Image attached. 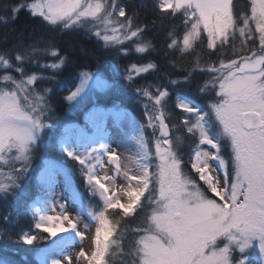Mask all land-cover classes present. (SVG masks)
<instances>
[{
  "label": "snow or ice",
  "instance_id": "6c2138e0",
  "mask_svg": "<svg viewBox=\"0 0 264 264\" xmlns=\"http://www.w3.org/2000/svg\"><path fill=\"white\" fill-rule=\"evenodd\" d=\"M116 5L117 0H43L33 14L47 23L91 21L105 42L136 41L138 54L154 51V43L144 39L147 25L141 27L135 23V12L129 15L127 8ZM153 7L162 18L182 17V37L173 25L164 46L181 58L195 53V59L184 69L186 74L171 83H187L193 75L203 74L197 91L207 102L204 109L177 103L184 113L179 125L189 136H196L197 144H207L213 151L194 153L189 163L196 176L192 179L174 147L172 131L179 125L168 122L171 113L165 116L168 89L144 90L143 97L154 101L151 112H146L147 126L159 135L146 156L131 160L134 168L122 162L116 151H109L107 161L96 165L104 171L102 176L96 169L89 170L94 174L86 179L97 190L103 208L95 217L90 252L82 247L67 264L81 260L85 264H112L116 249L130 258V264H248L244 253L254 241L264 256V0H249L248 10L239 15L234 0H154ZM198 46L207 50V60L196 52ZM226 46L231 52L227 60ZM155 68L151 61L133 64L130 78L134 79L132 73L139 76ZM34 100L23 89L0 91V153L23 151L31 140V128L40 127V100ZM212 160L217 162L218 171L209 163ZM105 163L110 166L107 170ZM120 178L126 186L117 191ZM208 192L222 202L210 198ZM110 215L120 216L124 223L110 220ZM137 217L141 221L138 226L124 227ZM41 219L43 223L36 227L50 235L74 227L67 215ZM118 224L123 231L118 230ZM126 233L131 236L127 246ZM78 235L84 239V234ZM221 238L227 240L222 246ZM33 239L24 237L26 243ZM233 251L241 254L236 260L232 259Z\"/></svg>",
  "mask_w": 264,
  "mask_h": 264
},
{
  "label": "rangeland",
  "instance_id": "374dc122",
  "mask_svg": "<svg viewBox=\"0 0 264 264\" xmlns=\"http://www.w3.org/2000/svg\"><path fill=\"white\" fill-rule=\"evenodd\" d=\"M27 3L28 9L33 14L36 10V6L41 5L43 3V0H31ZM20 5H22V2L20 3ZM116 6L117 8L121 7L120 0H117ZM247 10L248 8H241V6L239 5L235 7V11L236 13L238 12V15ZM49 24L55 26L59 25L64 30L83 29L86 33H90L93 37L101 41L104 46L108 47L109 51L115 52L118 47L123 45L134 48V44L136 43V41H125L123 44H117L115 42H105L101 38V36L96 34L98 30L97 24L87 20L71 25H69L68 22L64 20ZM99 31L103 32L104 30L99 29ZM108 34H111L110 29ZM182 34L183 31L181 33V37ZM237 40L240 41L238 34ZM126 51L127 50H125V53H121V56L123 58L129 57V52ZM133 52L140 57L142 56V54H138L135 51V48ZM136 64L142 65L141 63ZM117 71L118 70L114 68L111 77H108V74L105 75L97 72H81L75 77V79L73 78L76 83L72 88L68 87L71 90L69 91V95L66 99L65 105L66 111L70 112L72 118L68 119V121H65L59 129H57L58 124L56 123L57 118L54 115V110L51 108V105L47 100V97L50 96L49 91H29L28 86L30 84L24 85L23 83L20 84V86L13 85L11 89H1V91H18L20 89H23L24 92L32 96L33 103H35L34 99L39 98L40 127L38 129L35 127L31 128V140L28 142L23 151L17 149L6 150L5 152L0 153V209L2 210V212H5L7 216H11L12 209L16 220L20 219V216H23L24 212L25 214L29 213V217L33 216L35 218L34 228L41 232L37 234L38 238H44L46 244L44 243V245H42L41 247L33 250L31 246L34 239L31 243H26L24 237L36 238L35 234L31 231L23 232L18 238H21L25 242L26 247H21V251L18 254H12L8 251H4V253L0 254V264H30L26 259V256H28L29 259H32L33 257L37 264H55L53 263V261L52 263H47L45 261V257L48 256L51 247L55 243H57L58 241L62 242L70 240V237L73 236V234L71 233L72 228L68 229L67 231L57 232L54 235H50L49 233L43 232L41 229H38L36 225L43 223V220L41 219L42 217L53 214L60 215V212L63 209L61 203L64 202L65 197H68V216L76 217L74 219L73 225L76 226V224H78L80 220L79 218H82L88 221V225L85 230L87 232L86 234H88L89 231L92 230V228L95 229V217L102 210L103 202L97 190L92 184L87 181L86 177L89 174H94L89 170L96 169V165L101 164L102 159L104 158V143L102 141L105 137L101 138V140V134H108L110 136H113L115 140H118L120 137H122V132L128 130V143L136 145L135 147L137 149V154H135L134 156L130 155V160L127 162L128 167L132 166V157L142 158L146 156L148 151L151 149L152 142L154 143V139L157 138L156 135H159V133H156L155 128H148L146 112H151L152 104L154 103V101H149L147 98L143 97L145 98V101H142L139 104L141 116L145 123L139 122L136 117L133 116L129 110H126L123 106H121L120 103L106 101V97H109L112 89L114 88V83H112L113 80L122 77V75L117 73ZM149 72L141 75L148 74ZM132 75L133 77H137L136 73H132ZM34 80L35 78L32 79V81ZM152 91L155 92L156 88ZM141 96H143L142 92ZM22 99L23 98L21 96V100ZM201 99H204L203 101L207 102V97L201 95ZM166 100L167 101L165 107L167 111H165V116H169L170 113L172 115L174 109L177 111L175 115L176 118L173 116L168 121L170 124L176 123L177 125H179V121L184 115V113L180 112V110L176 107L177 103L187 102L195 107L204 109L203 105L201 106L199 103L182 93H178L175 96V107L168 101V97L166 98ZM105 114L113 115L110 126L111 128H103L102 123L105 117L103 115ZM145 129H147V133ZM172 134L174 139V147L177 154L181 149V151L183 152V156L186 159L188 158V153L192 161L194 159V153L197 151L207 150L209 153L213 151L207 144H197L196 136H189L186 132H184V126L182 125H179L176 130L173 129ZM213 134L215 135V133ZM175 135H179L180 138L175 139ZM43 136H46V143L45 141H43ZM79 136L83 137L82 142L78 140ZM217 139L220 138L217 136ZM220 143L222 145L226 144V140L220 139ZM54 145H56L57 150L63 154L62 156L65 155L66 160L71 162L70 165L65 161H60L48 155L46 149L52 148L54 147ZM226 150L230 151V149H225V151ZM126 152L129 151L126 150ZM69 153H71V155H69ZM77 157H79L80 160L85 161V163H80ZM189 163L190 162L188 161L184 162L183 168L186 169L187 167L190 173H192L191 169L188 167ZM209 163L216 171L219 170V166L215 160H212ZM105 166L110 167L109 165H107V163H105ZM46 170H48V172L50 171L56 178H58L59 187L57 190H49V188L44 187L40 175L43 171ZM103 174L104 172H102L100 175ZM192 174L195 176L194 173ZM75 177H77L78 181ZM123 182L125 183L124 180L122 181V183ZM76 183H79L81 185L80 190H77L75 186ZM119 190L120 189L117 188V191ZM33 192L34 194L31 197L32 200L29 202L25 211L21 210V207H23L22 203H20L22 198L26 199L28 193ZM8 198L12 199L13 204L8 201ZM210 198H214L217 199L218 202H222L219 201L218 197L213 196ZM43 199L46 203L49 204V209L43 208ZM121 199L122 202H126V197L122 196ZM14 204L15 206H13ZM18 204H20L19 209L16 208ZM71 211H73V213H71ZM27 216L24 218H27ZM115 216L116 215H110L109 219L117 221V219L114 218ZM134 219L135 218L130 219L128 223L124 224V227L131 229L132 227L138 226L136 222L135 225L132 223V220ZM117 228L118 230L123 231V229L120 228L119 224L117 225ZM130 238V234L126 233V237L124 240V243L126 245L128 239ZM72 241L78 242V239H72ZM78 243L80 247H84L87 246L90 242L86 241L85 239H79ZM225 243H227V240L225 238H221L219 240V244L221 246ZM120 253L121 250L116 249L114 255L111 258L112 264H115V261L122 260V262H124L125 259H127V257L122 258ZM240 255V253L233 251L232 259L236 260ZM244 255L249 258L248 264H262V262H264V256H262V254L258 251L255 241L253 242V246L246 253H244ZM24 260L27 263H25ZM79 264H85V262L81 260Z\"/></svg>",
  "mask_w": 264,
  "mask_h": 264
},
{
  "label": "trees",
  "instance_id": "16d2710c",
  "mask_svg": "<svg viewBox=\"0 0 264 264\" xmlns=\"http://www.w3.org/2000/svg\"><path fill=\"white\" fill-rule=\"evenodd\" d=\"M30 1L0 0V77H9L8 80L0 79V91L1 89H11L13 85L20 86L22 83L28 85L29 83L26 81L35 78L34 83L31 84L32 86H28V90H34V92L46 90L50 92L47 100L57 118V129L65 121L72 118L70 112L66 111L65 106L71 90L68 87H73L76 83L75 77L81 72H97L108 74V77H111L113 69H117V73L122 77L113 80L114 88L109 97H106V101L120 103L141 123H145L139 105L140 102L145 101V98L141 96V92L147 90V88H151V90L155 87L167 88L169 92L168 101L173 106L175 96L182 93L201 106L203 105L204 108L206 107V102L201 99V94L197 91L198 84L202 83L205 78L203 74L193 75L187 83H171L172 79L181 78L186 74L184 69L191 66L195 59V53L181 58L179 54L165 48L167 33L172 30L173 25L176 26L177 36L181 37L183 31L182 17H176L175 19L160 17L158 12L154 10V0H120L121 6L127 8L129 15L133 12L136 13L135 23L141 27L147 25V29L143 33L144 39L146 41L151 40L154 43L155 50L142 54L141 57L133 52V47L123 45L118 47L115 52L109 51L108 47L104 46L101 41L90 33H86L83 29L64 30L59 25L55 26L47 23L45 19L31 13L27 3ZM21 2L22 5H20ZM234 4L235 7L239 5L241 8H248L249 0H234ZM239 45L240 41L236 40V47L239 48ZM125 50L129 52L127 58L121 56V53H125ZM224 51L226 53L224 59L227 60L231 56L228 46L225 47ZM196 52L201 53L203 60L208 59V52L203 50L202 46H198ZM149 61L156 64L154 70H151L148 74L134 77V79L130 78L129 68L131 65L134 63L144 65ZM170 61L176 67H173ZM176 113L177 111L174 109L171 117H175ZM45 140L46 136H43V141ZM46 151L51 157L71 164L70 161L66 160V156H62L63 154L57 150L56 145L47 148ZM178 155L183 162H191L189 153L187 159L184 158L181 149L178 151ZM184 170L192 179H196V176L190 173L187 167ZM75 178L78 181L77 177ZM77 187L79 190L81 189L79 183H77ZM33 194L34 192L28 193L26 199L22 198L20 203L23 207H21V210L25 211L32 200ZM207 195L213 197L210 192ZM8 201L13 204L11 198H8ZM19 205L16 206L17 209H19ZM29 215V213L25 214L24 212L23 216L16 220L12 209L11 216H7L0 209V254L4 251L12 254L20 253L21 247H26L25 242L18 238L23 232L31 231L35 234L36 238H34L31 246L33 250L41 247L44 243L46 244L44 238H38L37 234L41 232L34 228L35 218L33 216L29 217ZM26 216L29 218H24ZM114 218L124 223L123 218L120 216ZM135 222L137 225L141 223L138 217L132 220L134 225ZM125 246L127 245L125 244ZM121 257L126 256L121 255ZM26 259L30 264H37L33 257L29 259L26 256ZM129 259H125L124 262L122 260L115 261V264H125L126 260L129 261ZM25 263L27 262L25 261Z\"/></svg>",
  "mask_w": 264,
  "mask_h": 264
},
{
  "label": "bare ground",
  "instance_id": "6f19581e",
  "mask_svg": "<svg viewBox=\"0 0 264 264\" xmlns=\"http://www.w3.org/2000/svg\"><path fill=\"white\" fill-rule=\"evenodd\" d=\"M104 117V121H103V128H111V122H112V116L111 114H105L103 115ZM102 118V117H101ZM128 129V128H127ZM128 130L122 132V137H120L118 140H115L113 138V136H110L108 134H101L100 135V139L103 138V152H104V158L102 159L104 161H107V157L105 156L109 151H116L118 153L119 157L123 158V162L127 163L130 160V157L135 154H137V149H136V145H133L132 143L129 144L128 143ZM120 135V136H121ZM79 141H83V137L79 136ZM102 140V139H101ZM129 151V152H126ZM131 155V156H130ZM132 159H134L132 157ZM131 165L129 168H134L135 165L131 162ZM109 167L105 166V170H107ZM99 174H101L102 172H104L103 170L98 169L97 170ZM102 171V172H101ZM109 174H112L111 172ZM102 176V175H101ZM41 181L44 185V187H47L53 190H57L59 187V180L58 178H56L50 171L48 172V170L43 171L42 174L40 175ZM123 179L120 178L117 180V185L120 189L121 186H126V184L123 182ZM42 204H43V208H47L49 209V204L45 202V200H42ZM62 205V210L60 212V215H69L68 211H67V206H68V197H65L64 202L61 203ZM71 213H73V211H71ZM72 215V214H71ZM69 217V216H68ZM72 221V223L74 222V219L76 217H69ZM79 222L78 224H76V226H74L71 230V233L77 237L78 242L79 239L82 240L81 235H78V233L80 234H84V239L86 241L90 242V238L94 235L95 229L92 228L91 231H89L88 234H86L87 232L85 231L88 225V221L79 218ZM65 227H67L66 223L64 225ZM91 229V228H90ZM63 232V231H62ZM74 239V238H72ZM72 239H70L69 241H62L60 243H56L53 248L49 251L48 256L45 257V261L47 263H55V264H67V261L69 259H74L76 254L81 250L82 247L79 246V243L77 241H72ZM56 250H55V249ZM84 250L86 252H90L91 248H90V243L87 246L83 247Z\"/></svg>",
  "mask_w": 264,
  "mask_h": 264
}]
</instances>
